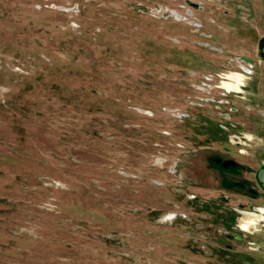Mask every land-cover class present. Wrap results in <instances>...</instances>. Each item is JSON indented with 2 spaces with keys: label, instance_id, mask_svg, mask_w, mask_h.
Here are the masks:
<instances>
[{
  "label": "rangeland",
  "instance_id": "obj_1",
  "mask_svg": "<svg viewBox=\"0 0 264 264\" xmlns=\"http://www.w3.org/2000/svg\"><path fill=\"white\" fill-rule=\"evenodd\" d=\"M262 18L264 0H0V264H235L243 198L220 181L263 196L264 142L237 145L221 83L244 75L220 48Z\"/></svg>",
  "mask_w": 264,
  "mask_h": 264
},
{
  "label": "crops",
  "instance_id": "obj_2",
  "mask_svg": "<svg viewBox=\"0 0 264 264\" xmlns=\"http://www.w3.org/2000/svg\"><path fill=\"white\" fill-rule=\"evenodd\" d=\"M262 20L264 23V18ZM248 29L246 25L240 24L237 32L234 30L231 40H224L223 46L220 48L221 52L226 49L230 50L234 54V58L249 60L251 62L246 81L240 86L239 92L231 91L229 93L233 94L234 100L230 101V103L227 102V105H234V108L229 109V112L231 113V120L235 124H230V126L232 128L236 126L240 131L239 133L242 134V140L240 144H237L238 146L241 144L243 146V144L245 145V143L251 140H254L252 144L260 140L264 142V65L259 64L261 62L259 56H264V45L261 52L258 50V40L264 35V24L255 30ZM233 101H236V104ZM247 135L251 137L250 141L246 139ZM246 147L252 149L254 146ZM237 153L239 155L244 154L242 150H239ZM247 168L249 169L250 167L248 166ZM238 195L243 199L238 198L233 204L235 208H231L234 213L240 216L236 219V223L233 224L235 230L231 227L229 228L231 232H221L228 234L227 238L232 242L227 248L229 249L228 252L233 256L231 255L227 259L232 261L233 257L236 260L235 264H264V227L260 224V219L264 217V213L259 212L260 210H264V195L255 198H249L243 194ZM249 205H252L251 212L256 216L260 215V217L254 219L253 223L248 224V227L244 221V229L251 226L248 230V236L234 233L236 230H243L240 228L239 222L244 217L245 208ZM235 234L240 236V238H232ZM250 246H255V249L252 250Z\"/></svg>",
  "mask_w": 264,
  "mask_h": 264
},
{
  "label": "flooded vegetation",
  "instance_id": "obj_3",
  "mask_svg": "<svg viewBox=\"0 0 264 264\" xmlns=\"http://www.w3.org/2000/svg\"><path fill=\"white\" fill-rule=\"evenodd\" d=\"M227 161H228L227 158H222L220 156H211L208 159V162L211 163V165H213V169H216L217 172H222L223 174H227L230 177H242L241 175L244 174L245 172H248L247 170H249L247 167L239 165L238 163L233 162L232 160H231V163H233L234 166H231L229 164H224V162H227ZM255 174H256V172H255ZM254 177H255V175H254ZM242 179H241L242 182L240 184L233 181V180L232 181H230V180H224L223 181L222 180V182L220 181V184L222 186L221 188L223 190L232 191L231 193H236V194L242 193V194H244V196H247L249 198L257 197L256 193L254 191H252L250 189V187H248L249 186L248 180L245 178H242ZM259 212L264 213V210H260ZM250 214L252 215L253 213H244L243 215L245 216L246 219H249L251 221H253L254 219H257V218L250 216ZM250 223L251 222H249L248 224H250ZM243 224H244V221L241 218L240 222H239L241 229H243L242 228Z\"/></svg>",
  "mask_w": 264,
  "mask_h": 264
},
{
  "label": "built area",
  "instance_id": "obj_4",
  "mask_svg": "<svg viewBox=\"0 0 264 264\" xmlns=\"http://www.w3.org/2000/svg\"><path fill=\"white\" fill-rule=\"evenodd\" d=\"M234 61L236 62V68L239 70V73H241V74H243L244 76H245V78H246V75L249 73V69H250V67H251V65L250 64H245V63H243L241 60H239L238 58H234ZM229 74V73H228ZM226 74H220V75H218V77L220 78V76L222 77H224ZM222 77V78H223ZM221 80V79H220ZM220 82V81H219ZM230 92H224L223 91V94L222 95H227V94H229ZM225 104H227V102H225ZM233 138L235 139V138H237V137H235V136H233ZM255 209V208H254ZM260 224L264 227V217H262V219H260ZM249 247V246H248ZM251 247V249L252 250H254L255 248H252V246H250Z\"/></svg>",
  "mask_w": 264,
  "mask_h": 264
},
{
  "label": "bare ground",
  "instance_id": "obj_5",
  "mask_svg": "<svg viewBox=\"0 0 264 264\" xmlns=\"http://www.w3.org/2000/svg\"><path fill=\"white\" fill-rule=\"evenodd\" d=\"M223 77V76H222ZM221 77V78H222ZM225 77V76H224ZM223 77V78H224ZM244 76L242 75H229L228 76V82H222V86H224L228 91H237L239 86L243 84ZM218 87V86H217ZM240 89V88H239ZM239 92V91H238ZM255 216V215H254Z\"/></svg>",
  "mask_w": 264,
  "mask_h": 264
},
{
  "label": "water",
  "instance_id": "obj_6",
  "mask_svg": "<svg viewBox=\"0 0 264 264\" xmlns=\"http://www.w3.org/2000/svg\"><path fill=\"white\" fill-rule=\"evenodd\" d=\"M243 63L245 64H250L251 65V62L249 60H244L242 59L241 60ZM224 164H229L231 166H234L233 163H231V160H228L227 162H224ZM255 180H256V183L258 184V186L260 187V189L262 191H264V168H260L256 171V174H255ZM232 238H240V236L238 235H233Z\"/></svg>",
  "mask_w": 264,
  "mask_h": 264
},
{
  "label": "trees",
  "instance_id": "obj_7",
  "mask_svg": "<svg viewBox=\"0 0 264 264\" xmlns=\"http://www.w3.org/2000/svg\"><path fill=\"white\" fill-rule=\"evenodd\" d=\"M258 46H259V48H260V49L262 48V46H261V44H260V43H259V45H258Z\"/></svg>",
  "mask_w": 264,
  "mask_h": 264
}]
</instances>
